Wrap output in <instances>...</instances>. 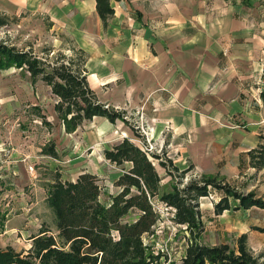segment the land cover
Here are the masks:
<instances>
[{
	"label": "crops",
	"instance_id": "1",
	"mask_svg": "<svg viewBox=\"0 0 264 264\" xmlns=\"http://www.w3.org/2000/svg\"><path fill=\"white\" fill-rule=\"evenodd\" d=\"M263 2L118 0L111 2L114 14L106 27L94 0H0V12L25 10L48 18L49 31L87 54V81L101 103L125 112L128 125L141 126L179 170L190 160L202 174L217 176L219 167L226 176L238 175L241 165L261 171L250 166L248 153L264 137ZM86 124L94 143L132 135L121 121L94 117ZM20 127L0 118V248L13 246L11 239L20 234L19 242L31 229L28 212L34 201H46L51 183H43L33 168L38 160L49 163L45 144L32 143ZM112 187L110 195L119 191Z\"/></svg>",
	"mask_w": 264,
	"mask_h": 264
},
{
	"label": "trees",
	"instance_id": "2",
	"mask_svg": "<svg viewBox=\"0 0 264 264\" xmlns=\"http://www.w3.org/2000/svg\"><path fill=\"white\" fill-rule=\"evenodd\" d=\"M94 1L106 27L114 14L111 2L118 0ZM7 25V17L1 15L0 28ZM66 40L67 46L55 53L52 48L43 49L39 56L31 47L18 48L0 39V70H19L32 85L42 82L49 87L57 99L54 111L65 133H72L94 117L128 125L125 112L97 99L87 81V54L72 40ZM261 98L264 101V92ZM40 118L45 123V117ZM129 128L136 138L142 137L134 127ZM259 139L248 153L250 166L257 171L264 169V137ZM141 141L142 146L123 138L102 151L104 160L120 170L112 183L119 191L109 195L107 203L101 202L102 187L96 176L82 173L74 181H62L56 175L48 185L45 201L53 214L55 231L41 226L28 238L30 246L25 251L11 246L0 248V264H162L165 255L154 253L143 241L145 235L153 234L160 220L157 204L173 209L171 221L189 235L177 264H263L260 260L264 253L253 255L246 234L240 235L233 247L202 244L199 238L204 225L199 201L209 197L211 190L217 192L213 209L220 216L236 210H264V198L253 191L237 190L216 176L196 174L188 178L186 174L192 168L179 170L170 159L144 150L143 137ZM42 154L58 157L53 144L45 146ZM154 161L171 178L167 185L162 184Z\"/></svg>",
	"mask_w": 264,
	"mask_h": 264
},
{
	"label": "rangeland",
	"instance_id": "3",
	"mask_svg": "<svg viewBox=\"0 0 264 264\" xmlns=\"http://www.w3.org/2000/svg\"><path fill=\"white\" fill-rule=\"evenodd\" d=\"M264 3V2H263ZM7 17L8 25L0 28V39L7 40L18 48L31 47L34 53L41 56L43 49L52 48L54 53L61 46L59 42L67 44V37L58 33V31H49L51 25L48 18L39 15L31 16L25 10L16 14H4L0 16ZM53 54V53H52ZM37 104V107L33 108ZM54 98L42 82L31 85L28 76L19 70L11 69L0 71V118L18 121L25 133L30 134L32 143L42 142L45 146L53 144L57 151L56 159L48 157L49 163H39L33 168L36 175L39 176L43 183L51 182L56 175L62 181H74L84 171L97 177L99 185L102 187L101 202H109L110 193L116 190L112 187V182L119 175L120 170L103 158L102 151L116 143L118 138L125 137L118 133L104 142L94 143L91 139L92 131L89 124L80 127L81 131L75 133H64L62 126L55 116H53ZM34 104V105H32ZM37 109V110H35ZM51 121L53 124L45 125L42 123L40 116ZM33 121L41 122V126ZM129 126L136 129V125L129 123ZM128 126V127H129ZM138 134L143 137L146 147L151 151L167 158L164 147H158L155 142L147 139L141 129H136ZM136 138L132 132L130 139L135 144L142 146L141 138ZM118 142V141H117ZM231 146V145H230ZM232 146L236 144L232 143ZM229 148V142L225 143L223 153ZM175 161L180 159L173 154ZM243 156L239 157L240 162ZM181 163V162H179ZM155 168L162 178V184L167 185L171 178L165 175V171L159 167L157 161H154ZM181 165V164H180ZM182 167V166H181ZM186 174L188 178L194 175H201L204 171L190 163V160L184 164L183 169H190ZM217 167V178L224 175ZM242 171L238 175L229 173L225 177V182L241 190L242 192L253 191L257 197L264 198V170L255 172L248 170L241 165ZM176 176V175H175ZM175 180V179H174ZM47 183V185H48ZM219 194L211 190L207 198L199 201L201 220L204 225V232L201 234L199 241L207 246L218 244L235 245L236 239L242 235H247V244L253 255L258 256L264 253V210L252 208L246 211L236 210L224 212L220 216L214 214L213 205L218 200ZM37 204L28 212L27 216L33 219V226L27 233L21 234L20 241L17 237L10 240L14 249L25 251L29 247L28 237L37 232V228L45 226L55 231L54 217L51 210L47 207L45 201H34ZM156 209L160 214V220L154 227L152 235H145L143 241L154 253L165 255L161 259L162 264H177L184 254L185 247L189 241V235L184 227L176 226L172 221V211L162 204H157ZM133 215L129 217L132 219ZM128 219V220H129ZM253 248L254 250H252ZM264 264V258L260 260Z\"/></svg>",
	"mask_w": 264,
	"mask_h": 264
},
{
	"label": "built area",
	"instance_id": "4",
	"mask_svg": "<svg viewBox=\"0 0 264 264\" xmlns=\"http://www.w3.org/2000/svg\"><path fill=\"white\" fill-rule=\"evenodd\" d=\"M107 106H108V105H107ZM107 106H106V107H107ZM139 128L141 129V131L143 132V134H145V135H146V132L143 130V128H142L141 126H137V125H136V129H139ZM144 150H147L148 152H152L150 147H147V148H145V147H144ZM28 170H29V171H31V170H32V168H30V167H29V169H28ZM167 209H169V210H171V211H172V216H173V214H174V210H173V209H171V208H167Z\"/></svg>",
	"mask_w": 264,
	"mask_h": 264
}]
</instances>
